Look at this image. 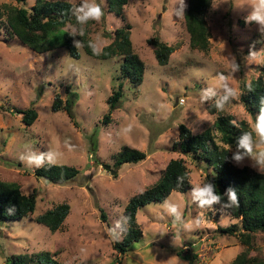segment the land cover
<instances>
[{"label":"rangeland","instance_id":"1","mask_svg":"<svg viewBox=\"0 0 264 264\" xmlns=\"http://www.w3.org/2000/svg\"><path fill=\"white\" fill-rule=\"evenodd\" d=\"M36 1L27 0L22 6L16 0H0V8L10 5L30 10ZM58 1L74 8L80 3ZM96 2L104 16L99 22H88L86 39L100 37L103 48L111 43L115 30L129 25L134 52L145 65L143 81L136 88L119 78L120 58L94 60L82 47L77 48L79 59L59 47L38 54L23 46L4 20L0 21V180L18 184L22 195L36 196L32 215L0 223V264L10 257L39 253H48L59 264H229L243 246L235 237L218 233V229L238 221L218 208H198L191 189L184 194L172 192L166 200L180 206L186 222L202 215L205 222L199 227L174 225L163 207L164 200L139 209L137 223L142 239L124 256L114 250L111 230L121 220L128 199L153 185L170 160L183 159L191 188L206 182L209 170L205 164L173 150L179 125L198 135L211 128L218 113L224 112L234 124L244 123L256 138L255 120L239 100L240 85L264 73V33L257 24L246 22L252 0H212L207 15L209 47L205 52L190 49L183 17L174 14L177 0H129L123 11L125 20L108 11L106 0ZM79 27L69 23L62 31L76 35ZM151 38L174 48L167 65H157L153 48L147 43ZM251 52L257 55L251 57ZM233 57L239 71L232 74L229 83L238 95L224 110L216 109V114H211L208 109L215 98L203 103L201 90L214 86L218 73L231 74L228 60ZM119 84L123 97L104 125L107 99ZM56 95L63 104L68 98L75 99L72 95L77 96L72 117L64 110L53 112ZM28 109L37 113L30 127L17 114ZM129 124L132 132L123 134L122 129ZM215 137L216 144L221 145L218 134ZM66 139L74 146L71 151L64 144ZM26 144L38 152H63L55 165L75 168L76 177L61 186L37 177L39 168L29 167L19 158ZM125 148L144 153L145 161L114 167ZM228 151L232 156L236 149ZM234 164L264 172L253 167L248 158ZM60 204H67L70 210L56 232L36 223L38 216ZM257 238V246L264 251V233Z\"/></svg>","mask_w":264,"mask_h":264},{"label":"trees","instance_id":"2","mask_svg":"<svg viewBox=\"0 0 264 264\" xmlns=\"http://www.w3.org/2000/svg\"><path fill=\"white\" fill-rule=\"evenodd\" d=\"M26 1L16 0L22 6ZM106 1L108 11L121 20H125L123 11L129 0ZM211 4L212 0H187L183 20L191 50L202 52L208 50L210 32L207 26V15ZM73 9L72 4L58 0L52 2L37 0L30 10L24 7L3 5L0 8V21L4 20L11 35L17 38L23 46L38 54H44L51 48L59 47L64 48L71 58L79 59V51L74 47L73 41L80 40L83 44V52L94 60L120 58L119 78L126 80L133 88L141 85L145 65L134 52L129 34L130 26L126 25L115 30L111 43L102 48L100 55H94L88 47V39L85 35L80 36L78 33L73 35L62 31L69 23L78 26L72 13ZM147 43L153 48L157 65H167L174 48L157 38H151L147 40ZM72 96L77 99L76 95ZM122 97V85L119 84L107 99L108 110L102 119L104 125L110 121V115L117 108ZM75 99L68 98L63 104L56 95L52 103L53 112L64 110L72 117ZM239 100L247 114L255 120L259 114L261 100H264V73L249 84L240 85ZM208 110L211 114L217 112L214 104ZM17 114L21 115L22 122L27 127L32 126L37 119V113L33 109L17 111ZM243 132H249L244 123L236 125L231 116L224 112L218 113L212 127L198 135H193L186 126L179 125L178 138L173 143V150L195 163L205 164L209 170L206 182L215 184L218 194H223L229 187L237 192L239 205L223 211L238 223L225 229H218V233L235 237L243 246V250L229 264H264V251L257 246V235L264 233V172H256L247 167H237L228 151L229 148L236 149V138ZM215 133L218 134L221 145L216 144ZM145 159L144 153L125 148L116 157L114 167L117 168L123 164H138ZM77 173L75 168L47 163L35 171L37 177L58 186L70 182ZM180 176L185 177L182 186L177 185V177ZM190 189V173L183 159L170 160L153 185L128 199L122 217H129L130 220L121 240L115 239L114 250L120 256H124L129 252L133 243L142 239V231L137 223L139 209L151 203H162L172 192L184 194ZM223 199L226 202L227 198ZM13 206L15 213L9 215L8 209ZM35 207L36 196L34 194L22 195L18 184L0 180V223L27 218L34 213ZM213 208L221 209L219 204L214 205ZM69 210L67 204L57 205L38 216L36 223L54 233L67 218ZM121 223L123 226L122 219ZM5 264L59 263L53 260L48 253H39L33 257L27 255L10 257Z\"/></svg>","mask_w":264,"mask_h":264},{"label":"clouds","instance_id":"3","mask_svg":"<svg viewBox=\"0 0 264 264\" xmlns=\"http://www.w3.org/2000/svg\"><path fill=\"white\" fill-rule=\"evenodd\" d=\"M174 14L177 17H183L187 8L185 0H177ZM251 11L246 17L247 23H255L259 26L261 33H264V0H252ZM73 15L80 26L78 34L80 36L85 35V26L89 21L99 22L104 16L103 8L96 2V0H80L77 7L72 10ZM101 38L97 37L96 40H89L88 47L92 50L94 55H100L102 53ZM73 45L75 48L83 46L82 41L74 40ZM256 52H251L249 56H256ZM231 67V74L225 75L218 73L216 76V83L214 86H209L201 90L200 98L203 103L214 99V105L218 111L224 110V108L235 99L238 95L237 90L232 87L229 81L233 78L232 74L239 71V65L236 63L235 57L228 60ZM234 123V122H233ZM133 126L127 125L122 129L123 134H130ZM255 139L252 132H243L236 138V151L232 155V160L237 164L242 163L246 158L252 161V166L258 171L264 170V100H261V106L259 108V114L255 118L254 124ZM64 144L71 151L74 146L71 145L70 140L66 139ZM25 150L20 154V160L29 167L41 168L46 163L49 165L57 164L62 158L64 153L61 151L48 150L46 152H38L33 149L31 144H26ZM185 177H177V185L182 186ZM190 195L194 203L200 209H212L214 205L219 204L222 210L230 209L239 205V198L234 188L229 187L223 194L217 193L216 185L207 181L201 184H196L191 188ZM227 198L226 202L223 199ZM163 207L168 215L173 220L172 223L184 229H191L192 227H199L204 223L202 215H197L192 221L186 222L182 218L180 206L169 200H166ZM15 213V207L8 209V214ZM123 226L121 220L115 222L112 234L113 238L119 240L122 234L126 231L129 217H122ZM120 229V231H117Z\"/></svg>","mask_w":264,"mask_h":264},{"label":"water","instance_id":"4","mask_svg":"<svg viewBox=\"0 0 264 264\" xmlns=\"http://www.w3.org/2000/svg\"><path fill=\"white\" fill-rule=\"evenodd\" d=\"M105 171L108 173H111L112 175H115V172H113L109 167H104Z\"/></svg>","mask_w":264,"mask_h":264}]
</instances>
